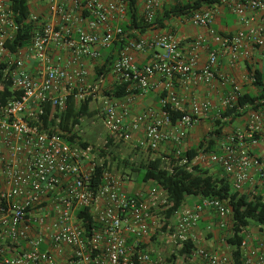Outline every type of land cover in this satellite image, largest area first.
<instances>
[{
	"label": "built area",
	"instance_id": "2783aa9c",
	"mask_svg": "<svg viewBox=\"0 0 264 264\" xmlns=\"http://www.w3.org/2000/svg\"><path fill=\"white\" fill-rule=\"evenodd\" d=\"M44 1L47 13L43 20L32 15L34 22L42 23L31 44L12 52L6 43L18 27L9 1L0 0V64L7 65L3 73L18 93L0 105V264H232V253L201 246L195 234L208 209L216 212L219 227L228 229V203L203 198L167 219L164 226L168 225V238L176 250L189 241L195 247L190 254L170 261L168 257L153 258L148 244L159 237L164 226L152 208L159 194H163L161 204H166L164 193L152 188L147 195H131L121 179L109 171L103 174L101 184L94 186L97 162L93 149L78 140H67L59 129L41 127L47 104L60 112L74 91L80 100L97 98L103 79L92 85L86 61L101 57L99 47L109 48L124 40L122 26L114 21H124L128 7L127 0ZM192 1L143 0L142 16L151 22L164 3ZM220 9H227L245 24H249L247 14L251 12L260 17V23L233 36L222 35L214 27ZM186 21L206 30L192 41L189 56L181 51L176 35L169 32L124 44L111 71L116 81L128 83L130 90L146 92L160 76L165 95L160 98V113L148 110L133 118L129 99L103 96L104 125L114 140L129 142L144 124L145 134L138 146L155 152L166 142L180 145L190 130L209 118L213 104L194 100L187 105L174 89L176 79L204 86H213L215 81L224 87L229 84L230 90L222 96V109L233 107L244 93L238 82L222 76L218 64L224 52L232 66L242 60L253 64L250 46L264 54V0H218L194 11ZM204 47L210 50L199 67L198 51ZM145 51H154V57L140 67L134 54ZM30 61L36 63L35 73L27 69ZM250 76L255 82V75ZM172 112L181 114L175 122ZM208 157L228 175L234 191L250 199L260 197L264 203V111L251 112L242 127H235L222 139L220 153ZM80 209H89L99 226L91 234L76 215ZM248 233L240 246L243 263L264 264V240Z\"/></svg>",
	"mask_w": 264,
	"mask_h": 264
},
{
	"label": "trees",
	"instance_id": "16d2710c",
	"mask_svg": "<svg viewBox=\"0 0 264 264\" xmlns=\"http://www.w3.org/2000/svg\"><path fill=\"white\" fill-rule=\"evenodd\" d=\"M8 1L18 30L13 39L6 43V46L15 52L31 44L36 31L41 27L42 21L34 22L32 20L34 10L30 3L31 0ZM127 1L128 20L122 25L124 40L116 41L108 48V51L100 52L101 57L98 60L101 63L96 66L94 71L97 80L100 78L104 80L111 74L114 62L128 41L139 40L149 31L173 30L169 24L174 18H187L194 11L209 7L217 3L218 0H194L188 3L164 6L151 22H147L141 15L140 0ZM38 16L40 20H43L45 14ZM6 66L4 63L0 64V105L6 104L18 96V93L13 89L9 76L3 73ZM247 71L249 75H255L254 84L257 91L255 93L244 92L233 107L219 108L215 111L212 118L213 129L197 146L181 151L179 155L177 154L178 149H175L169 157L160 156L154 159L141 160L138 165L132 167V171L137 173V178L142 184L152 183L164 193L166 204L162 205V208L166 220L184 208L187 197L218 199L228 203L231 209V226L228 230L229 235L226 237V244L232 249V264H244L240 246L245 237V232L251 228V225L258 226L264 232V203L260 197L250 199L249 196L234 191L231 179L224 171L219 175L212 174L196 160L202 153L206 155L213 152L220 153L221 140L227 134L226 128L235 125L239 119L248 121L251 112L264 111L263 71L257 68L252 69L250 66L247 67ZM138 92L142 91L130 90L128 83L115 81L109 89L103 91V94L110 99L122 101L127 96ZM77 94L78 92L74 91L68 96L66 108L60 112L51 104H47L44 114L41 116V127L52 131L59 129L65 133L67 140H78L82 146L87 147L89 144L82 140L77 128L81 125L83 118L93 117L96 114L91 110L94 98L88 96L80 100ZM164 95L165 93L162 94V96ZM170 115L172 121L175 122L181 114L172 112ZM118 146L119 143L116 144L114 138L109 135L104 148L99 149V155L104 160L96 163L94 186L101 184L105 172H111L109 159L119 160L116 148ZM123 164L127 165L128 161L123 160ZM210 164V168L215 166L221 168L216 163L210 162ZM76 215L82 220V225L88 234L99 227L93 220L89 209H80ZM193 247H195V243L191 241L184 243L183 246H178L177 251L172 253L168 260H172L177 255L190 254ZM152 257L157 258L154 254Z\"/></svg>",
	"mask_w": 264,
	"mask_h": 264
},
{
	"label": "crops",
	"instance_id": "0c3cea01",
	"mask_svg": "<svg viewBox=\"0 0 264 264\" xmlns=\"http://www.w3.org/2000/svg\"><path fill=\"white\" fill-rule=\"evenodd\" d=\"M169 5H170L169 3H164V6H169ZM46 7L44 11L45 15L47 13ZM142 8H143V0H140L139 9L141 15H142ZM127 20H128V16L126 15V19L124 21H119V22L114 21V24L122 26L127 22ZM247 20L249 24H245L241 22L235 15H233L227 9H220L216 13L214 27L218 30L219 33H222V35L233 36L240 30L247 31L250 27L257 26V24L260 23V17L252 14L251 12H248ZM169 25L172 28H175V30H177V33L175 35L179 41L180 49L183 51V54L185 56L190 55L192 51L191 44L194 38H196L197 35L206 32V30L204 29L195 28L190 25L192 28L196 29V31L194 32H196L197 35L191 36L192 41H189L186 40L188 39L189 36H186L184 34L182 26H180L177 22H172V21L170 22ZM84 28L88 29L87 24H84ZM168 30L169 29H165L161 31H149L140 38H151L156 35L168 33ZM205 49L206 47L198 51L199 67H201L207 60L208 54L206 53ZM99 50L100 52H106L108 51V48L99 47ZM250 50L252 52L253 64H251V62L249 61L242 60L236 66H232L229 54L227 52L226 53L224 52L225 54L224 53L222 54L223 61L220 63L219 60L218 70L222 74V76L226 77L228 80H233L238 82L241 85L243 92L255 93L257 91V88L254 82L251 81V76L247 71V67L250 66L252 67V69L257 68L262 70L264 76V54L259 49L253 46H250ZM153 57H154V51L136 52L134 54V61L138 66L143 67L148 63H150ZM86 64L90 74L89 80L91 82V73L95 71L96 66L94 64V61L88 60L86 61ZM35 67H36V63L34 61H30L29 64L27 65V69L32 73H35L34 71ZM109 76L113 78V82L116 81L115 77L112 74H110ZM163 82H164L163 77L156 76L151 82V87L146 92L134 93L122 100V101H127L128 99L130 100L129 107L131 112V118L140 115L141 113L148 110H156L158 113H160L161 111L160 98L164 93ZM174 87L178 96L184 99L187 105H189L194 100L197 101L208 100L213 105L219 104L220 107H221V100L223 94H225L226 91L230 90L229 84L226 87H224L218 81H215L213 86H204V85H196L193 83H185L182 80L176 79L174 81ZM145 128L146 125L144 124L141 125L139 130L133 134L132 139L129 142H123V143L130 144L132 147L138 148L141 152H147L145 150H142L138 146L139 139L142 138L145 134ZM197 133L198 131H196V128L190 130L188 132L186 139L180 145H175L172 142L164 143L158 150V152H160V156L169 157V155H171L173 150L178 149L179 146L181 151H185L186 149H188L186 147H188V145L192 143L191 139H193L197 135ZM114 141L117 144L116 142L117 140ZM205 169H208L212 174L215 175H219L223 173V169L218 166L217 167L215 166L214 168H205ZM249 187L250 185L246 186V188ZM124 190L126 191V188H124ZM138 191L139 190L136 189V191H131V193H129L128 191L126 192L131 195H137L139 194ZM199 200L200 198L191 199L188 205H185L184 207H192L196 203H198ZM218 223H219V218L216 212L212 209H208L203 213L200 221L198 222V226L195 230V234L198 238V243L201 246L209 250H218L220 252H223L222 249L220 248V245L224 242L225 238L229 234H228V229L227 228L221 229ZM201 232L205 234L207 240L205 238L204 241V239L200 238ZM153 239L157 240L156 237H154ZM254 243L256 244L257 242ZM148 245L150 249L152 243H149ZM157 258H159V256H157Z\"/></svg>",
	"mask_w": 264,
	"mask_h": 264
},
{
	"label": "rangeland",
	"instance_id": "374dc122",
	"mask_svg": "<svg viewBox=\"0 0 264 264\" xmlns=\"http://www.w3.org/2000/svg\"><path fill=\"white\" fill-rule=\"evenodd\" d=\"M30 3L34 10V14H45L44 11L46 4L44 0H31ZM172 22H177L180 26H182L184 34L186 36H189L186 40L192 41L191 36L197 35L196 32H194L196 31V29L188 25L186 18H174ZM170 31L173 34L177 33V30H175V28H173V30H168V32ZM205 51L208 54V48H206ZM222 61L223 58L222 55H220V63ZM100 63L101 61L99 60L94 61L95 66H99ZM91 83L92 85H97V79H95L94 72L91 73ZM113 83V78L107 76L103 80V83L98 84L100 88L98 89L97 98H95L91 104V110L94 111L96 114L93 117L83 118L81 125L79 126V128H77L78 134L82 138V140L87 142L89 146L93 149V154L97 163L102 162L104 160V158L99 155V149L104 148L107 142V137L109 136L108 129L104 125V120L102 116V98L103 96H105L103 94V91L109 89L113 85ZM213 107L214 109L212 110V113L210 114L209 118L203 119L201 123L195 127L198 133L193 139H191L192 143L189 144L186 148L197 146L199 142L203 140L205 136L208 135V133L213 129L212 118L214 112L221 108L219 104H214ZM246 122V119H239L235 125L226 128V132L228 133L232 131L235 127H242ZM116 142L119 143V146L116 147L119 160L113 161L109 159L111 163V173L121 179L123 187L126 188V191H128L129 193H131V191H136L137 189L139 190L138 192L140 195H147L149 190L152 188H156V186L152 183H149V185H142V183L137 178V173L135 171H132V167L138 165L141 160L154 159L156 157H160V152H141L138 148L132 147L130 144H126L119 141ZM123 160H127L128 164H123ZM196 162L206 168H210L211 166L208 155L203 153L198 156ZM162 199L163 194H159L154 201L155 204L152 209L157 220L160 222L161 225L164 226V223H166V217L164 215V209L162 208L161 204ZM191 199H195V197H187L185 205H188ZM167 228L168 225L164 226L162 231L160 232L159 237H157V240L153 239V241L151 242L152 245L150 246V252L152 251L151 253L156 256H159V258H167L173 252L177 251L174 242L170 241V239L168 238ZM248 232L252 237L264 240V232L261 231L258 226L251 225V228L248 230ZM200 238L204 239V241L205 238L207 240V237L203 232H201ZM225 243L226 238L224 242L220 245V248L223 252L230 254L232 252V249ZM252 244L255 243L253 242Z\"/></svg>",
	"mask_w": 264,
	"mask_h": 264
}]
</instances>
